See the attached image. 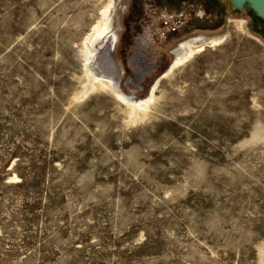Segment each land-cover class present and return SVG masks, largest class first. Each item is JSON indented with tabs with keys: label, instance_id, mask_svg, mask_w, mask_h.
<instances>
[{
	"label": "rangeland",
	"instance_id": "374dc122",
	"mask_svg": "<svg viewBox=\"0 0 264 264\" xmlns=\"http://www.w3.org/2000/svg\"><path fill=\"white\" fill-rule=\"evenodd\" d=\"M212 2L0 0V264H264V22Z\"/></svg>",
	"mask_w": 264,
	"mask_h": 264
},
{
	"label": "bare ground",
	"instance_id": "6f19581e",
	"mask_svg": "<svg viewBox=\"0 0 264 264\" xmlns=\"http://www.w3.org/2000/svg\"><path fill=\"white\" fill-rule=\"evenodd\" d=\"M106 35V30H102L101 32L97 29V28H95L94 29V31H93V34H91L89 37H88V41H90V40H92V39H95L96 37H99V36H105ZM111 43V42H110ZM109 47H110V49H111V45H109ZM107 48V47H106ZM105 48V49H106ZM104 51V50H103ZM111 53H112V55H111V59H112V64H113V67L115 68V69H117V65L115 64V62H114V59H113V52L111 51ZM191 53H192V51H190L189 52V55H188V58L189 57H191ZM100 55V56H99ZM98 56H95V57H97L96 58V60L98 61L97 63H98V65H97V67H96V69H98L99 71H100V77H101V81H105V79H110V81H111V84H112V82H113V85H114V78L113 77H110L108 74H106V73H104V68L106 67V65H105V63H104V61H105V59H106V54L104 53V52H102L101 54H99ZM108 59H109V61L111 62V59H110V57H109V53H108ZM187 59V58H186ZM94 64V63H93ZM178 65V62L177 63H175V65H173L172 67H171V69H173V68H175V66H177ZM98 67H100V69L98 68ZM109 68V67H108ZM101 69L103 70V71H101ZM106 83H108V82H106ZM102 84V83H101ZM109 84V83H108ZM110 85V84H109ZM93 88V87H92ZM120 98L125 102L126 100L123 98V97H121L120 96ZM146 102L145 101H142V102H139L138 103V105H133V106H131V107H140V106H143L144 104H145ZM148 103H149V101H148ZM130 104V103H129ZM147 105V104H146ZM145 106V105H144ZM135 107V108H136ZM141 108V107H140ZM145 109V108H144ZM137 110V109H136Z\"/></svg>",
	"mask_w": 264,
	"mask_h": 264
},
{
	"label": "water",
	"instance_id": "95a60500",
	"mask_svg": "<svg viewBox=\"0 0 264 264\" xmlns=\"http://www.w3.org/2000/svg\"><path fill=\"white\" fill-rule=\"evenodd\" d=\"M233 11H251L264 22V0H228Z\"/></svg>",
	"mask_w": 264,
	"mask_h": 264
},
{
	"label": "flooded vegetation",
	"instance_id": "af4514ba",
	"mask_svg": "<svg viewBox=\"0 0 264 264\" xmlns=\"http://www.w3.org/2000/svg\"><path fill=\"white\" fill-rule=\"evenodd\" d=\"M217 4H218V0H213V2H212V6L211 7H213L214 8V6L215 7H217ZM171 20V16H168V18H167V22L165 21L163 24L164 25H166V24H168V22ZM108 37V36H107ZM106 37V38H107ZM110 38V37H109ZM111 42V43H110ZM109 45H111V49H110V47H109ZM113 48H114V42L113 41H109V44H108V46H107V48L103 51L105 54H106V59H105V61H104V63H105V65L106 66H108L109 68H108V71H106V72H104V73H106V74H108L110 77H115V75H117V70L118 69H115L114 67H113V62H112V59H111V55H112V53H111V51H113ZM108 53H109V57H110V59H111V62L109 61V59H108ZM180 53V50H178L177 51V53H176V56H177V54H179ZM170 69H171V67H170ZM119 71V70H118ZM114 81V80H113ZM115 82V81H114ZM114 85H115V83H114ZM140 102H142V101H140Z\"/></svg>",
	"mask_w": 264,
	"mask_h": 264
}]
</instances>
